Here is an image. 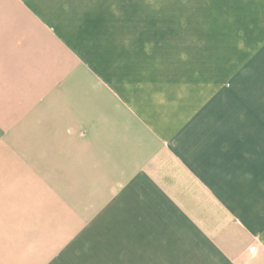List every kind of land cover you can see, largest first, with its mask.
Wrapping results in <instances>:
<instances>
[{"label":"crops","instance_id":"crops-1","mask_svg":"<svg viewBox=\"0 0 264 264\" xmlns=\"http://www.w3.org/2000/svg\"><path fill=\"white\" fill-rule=\"evenodd\" d=\"M141 1L0 0V264H264V0Z\"/></svg>","mask_w":264,"mask_h":264},{"label":"rangeland","instance_id":"rangeland-1","mask_svg":"<svg viewBox=\"0 0 264 264\" xmlns=\"http://www.w3.org/2000/svg\"><path fill=\"white\" fill-rule=\"evenodd\" d=\"M80 2L83 7L88 11H97L102 12V14L106 15L104 21H108L109 25L116 24H125L128 16L132 13L131 11H136L134 15L137 14L138 11H142L144 9L143 2L141 0H75ZM103 20V18H102ZM152 25H159V19L152 17L151 19ZM169 20L167 19L168 23ZM167 36L172 37L173 35L167 34Z\"/></svg>","mask_w":264,"mask_h":264},{"label":"built area","instance_id":"built-area-1","mask_svg":"<svg viewBox=\"0 0 264 264\" xmlns=\"http://www.w3.org/2000/svg\"><path fill=\"white\" fill-rule=\"evenodd\" d=\"M255 249V245H252L251 247H250V251H253Z\"/></svg>","mask_w":264,"mask_h":264}]
</instances>
